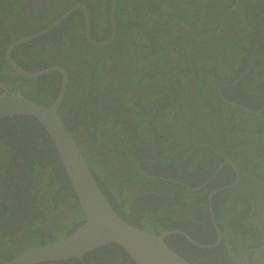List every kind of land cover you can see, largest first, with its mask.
<instances>
[{
    "label": "trees",
    "instance_id": "1",
    "mask_svg": "<svg viewBox=\"0 0 264 264\" xmlns=\"http://www.w3.org/2000/svg\"><path fill=\"white\" fill-rule=\"evenodd\" d=\"M248 3L249 10L247 5L237 6L234 0H229V5L228 1L223 3L220 10L225 8L226 4L229 6L224 18L217 8L216 12L200 9L176 10L174 17L183 20L184 26L192 31L191 37L195 39L185 50L189 53L191 59L189 61L184 57V52L179 51L184 50L182 45L171 42L170 36L179 31V27L175 25L170 30L169 24L159 28L156 32L158 35H153L149 39L133 37V48L127 52L132 56L129 60L133 61V58L142 56L141 62L146 63V68H151V74L139 75L143 79L142 85H147L146 78L149 76L151 83L161 80L158 96L150 92L149 100L147 102L142 100L144 103L142 112L148 120H131L129 113L119 115V120L103 119L99 93L120 91L115 89L119 77L114 79L113 88L107 80L111 75L108 68L101 69L90 62L91 56L99 54L100 46L91 45L87 41L83 22L68 29L69 23H72L70 16L48 34L16 48L28 46L42 51H45L44 46L51 48L47 49L49 51L47 55L40 53L39 62L43 61V64H46V61H49L46 67L54 65L63 67L67 71L69 88L72 85V76L76 72L69 66L68 61L75 59L78 63L81 79L77 78L74 81V84H78L82 89L78 91V95L94 100L86 102L89 104L96 102L97 107L89 114L82 113L86 120H77L76 124L68 120L62 121L75 139L100 189L127 223L155 235L167 230L181 229L195 237L197 227L204 226L207 229L211 224L209 211L207 213V197L221 188L234 184L236 179L232 166L225 164L207 186L199 191H190L193 196L205 194L201 202L202 215H198L196 210L192 209L191 203L180 198L177 191L170 189L169 193L159 185L151 187L142 199H134L129 195V200L139 204V211L136 213L132 207L122 213L108 194L107 188L113 190L118 188L121 182L128 180L135 183L137 178L135 176H139L137 160H148L153 157L160 161L162 156L167 159L175 158L177 175L184 170L196 173L197 180L194 184L187 183L192 188L202 186L226 160H232L237 165L241 176L240 183L233 188L219 191L212 200L216 222L222 236L220 245L201 253L179 234H171L165 238L167 245L190 264L198 263L190 258L189 251L202 255L203 259L205 254L230 252L226 237L228 231L234 229L239 231L234 235L238 242L233 244V247L241 255V261L243 262V254L247 250L255 249L248 255L249 264H256L253 258L257 256L263 257L264 263V250H256L264 246V242L256 240L259 233L264 232V220L262 226L260 225L264 218V149L258 148L256 138L264 141V133H260L264 131V120L253 121L259 115L241 109L257 112L261 110V102L264 101V0H248ZM9 4L15 2L0 0L2 7ZM164 5L166 9H170L168 0H164ZM145 6L144 3H138L136 11L142 13ZM64 7L62 0H53L51 5L43 4L42 11L31 8L30 13L22 9L17 13L16 7L11 6L5 10L10 11L7 14L9 21L6 25L11 27L18 21L25 22V19H28L26 30H21L14 40L17 42L48 27L51 22L45 27L42 24L44 20L49 17L55 19ZM31 16L37 18L35 23L30 20ZM214 19L218 23H215ZM42 20L43 22H40ZM91 23L94 24L93 20ZM0 26L3 28L1 22ZM22 27L17 26L16 29ZM6 30L12 31L13 27ZM77 31L81 34L78 35ZM211 34L217 40L206 45L205 40L211 38ZM61 35L64 39L63 44H72V49L67 52L63 44L57 43ZM104 39L107 38H94L97 42ZM141 39L151 42L143 48ZM48 43L51 45H47ZM173 50H177L178 58L168 54ZM120 51L121 48L116 47L110 53L118 54ZM198 57L202 59L199 60ZM193 60L199 61L202 66H193ZM17 62L22 65V61ZM122 67L124 65L117 67L116 73L119 74ZM1 73L10 75L13 72L9 67H5ZM125 78L128 81L132 80L130 73ZM42 79L44 80V77ZM60 84L61 82L58 83V89ZM222 85L225 87H221ZM123 95L129 97L127 92ZM104 97L108 98L106 95ZM112 98V95L108 98L109 103ZM157 99L160 100L159 104ZM65 103L66 99L63 100V106ZM62 110L63 107L59 109ZM131 112L133 113V108ZM161 120H190L194 121V126L179 122L176 126L175 123L169 128L165 126L162 131L159 129ZM242 120L245 121L241 123ZM12 121L22 125L21 132L16 133L8 128ZM164 123L166 125V122ZM26 125L28 129L24 128ZM139 126L141 132H144L143 135L138 133ZM0 127L3 128L0 133V146L4 148L0 151V264H8L29 248L68 236L83 223L85 216L56 146L39 121L26 116L4 118L0 119ZM78 129H83L84 134H77L75 131ZM102 129H107L110 133L107 142L102 140ZM182 137L187 141L201 139L202 143L186 152L182 149L184 148ZM134 145L139 146L135 149ZM153 146L156 148L153 149ZM111 149V157L108 158ZM96 151L102 154L103 151L106 152L107 155L103 156L107 158L109 167L114 169L111 171L112 175L115 173V176H112L114 181H102V175L96 170L99 164L90 160V154H96ZM157 151L163 155L160 156ZM115 161L121 164L118 169ZM122 164H126L133 171L129 174V168L128 172L123 170ZM145 165L141 163L142 168ZM180 188L189 191L187 188L181 186ZM155 202H162L159 211H153L151 208ZM188 208L192 217L181 219L180 213H185ZM259 209L262 210L261 213ZM222 211L229 214L223 224L220 218ZM148 215H156L158 219L147 222L141 217ZM165 217L162 224L156 225ZM177 226L179 228H175ZM213 240L216 242L217 234L209 241ZM244 240L247 241L243 243ZM38 264L135 263L119 246L110 245L86 254L83 260L75 258Z\"/></svg>",
    "mask_w": 264,
    "mask_h": 264
},
{
    "label": "flooded vegetation",
    "instance_id": "2",
    "mask_svg": "<svg viewBox=\"0 0 264 264\" xmlns=\"http://www.w3.org/2000/svg\"><path fill=\"white\" fill-rule=\"evenodd\" d=\"M145 2H137L136 0H62V2L65 4V7L62 8L61 13L59 16L55 17V19L49 17L48 19H45L40 22H43L42 24L45 25L50 23L51 24L44 28L43 30L34 33L39 34L44 31L43 35L48 34L49 32L53 31L60 23L65 21L67 18L72 16L69 23V28L77 27L80 25V23L83 22V27H85V37L87 41L91 45L100 46L99 54L96 56H91L90 62L93 64L98 65L99 68L104 69L105 67L108 68L109 73L111 74L110 77L107 78V80L110 81L109 85H112L114 79L116 77H119V83L115 85V89L120 90H112L111 92H105L99 93L100 95V101L99 103L103 108V119L105 120H119V115H122L123 113H129L131 120H148V117L142 112V108L144 107V102H147L150 97V92H153L158 96V90L160 87L161 80H156L153 83L150 82V77L146 78L147 85H142V80L139 75H144V73L151 74V68H146L144 62H141V58L136 57L133 58V61H130L129 59L132 57L131 54L127 53L130 48H133V37H144V38H151L153 35H158L156 32L159 30V28H163V26L168 25L169 30L173 25L179 27L178 33L174 34L173 36H170L171 42L176 44H181L184 50H179L181 52H184V57H187V61L191 60L189 53H186L185 50L189 48V44L194 43L195 39L191 37L192 31L190 29H186L184 26L183 20L176 19L174 17V13L176 10H182V11H189V9H197V10H203V11H209L216 12V8L219 9L223 3L229 0H168V4L170 6V9H166V6L164 5V0H144ZM12 2H15V4H9L4 7L0 5V22L3 28L0 26V97H6V96H19L22 98H25L26 100H29L31 102H34L37 105L43 106L45 108L51 107L59 97V94L61 92L62 86H63V80L65 79L64 73L59 71H51L47 72L48 69L51 67H46V65L49 64V61H46V64H43L42 62H39L40 53L47 55L49 51L47 49H51L47 46H44L45 51L37 50V49H31L28 46H23L21 48L16 49L17 47L21 46L24 43L23 42L15 46L12 51L9 52V48L19 42H15L17 34L21 32V30H26V22L28 19H25V22L18 21V23H14L13 26L7 27L8 20V13L10 11H5L8 9V7H16V12L19 13V10L22 9L24 11L31 12V8H36V11H42L43 4L44 5H51L53 3V0H12ZM24 2V3H22ZM235 4L237 6L247 5L248 10L250 9L248 0H234ZM138 3H144L145 11L142 13L137 12V6ZM211 7V9H210ZM28 8V10H27ZM77 8V9H76ZM229 6L219 9L222 17H226L227 10ZM14 9V10H15ZM7 16V17H4ZM66 16V17H65ZM36 17L31 16V21L35 23ZM91 20H93L94 24L92 25ZM215 20V19H214ZM3 22V23H2ZM215 23H218L215 20ZM43 25V26H44ZM17 26H23L20 29H16ZM13 30H6V28H12ZM36 28V27H35ZM29 30H32L28 28ZM27 29V30H28ZM28 32V31H27ZM58 31L55 33L57 34ZM78 35L81 34L80 31L76 32ZM34 34H30L28 36H25L23 38L32 36ZM183 34V37L181 35ZM41 35V36H43ZM39 36V37H41ZM210 37L205 40V44L209 45L212 44L217 40L215 36L212 34ZM39 37H35L34 39H37ZM100 37L101 39H104L103 41H95L94 38ZM22 40V38H21ZM30 40V41H32ZM69 43V40L66 39ZM142 40V46L143 48H146V44H149L151 40ZM95 44H94V42ZM64 39L62 38V35L58 38L57 43L63 44ZM118 42V43H117ZM98 44V45H97ZM47 45H51L48 43ZM65 48V51L72 49V44H63ZM128 45V46H126ZM188 46V47H187ZM198 46V45H197ZM116 47H120L121 51L118 54L110 53L112 50ZM187 47V48H186ZM199 48V46H198ZM16 49V51H15ZM127 49V50H125ZM63 51V49H61ZM53 53V52H52ZM54 54V53H53ZM170 56L173 58H178L177 56V50H173L171 52H168ZM10 55L9 59H7V56ZM57 56V54H54ZM199 60L202 59V57H198ZM17 60L22 61V65L17 62ZM12 61L16 66L19 68L16 70L10 65V62ZM7 66H5V63ZM193 66L195 67H201V63L199 61L193 60ZM68 64L71 68L74 69L76 72L72 76V85L69 88L68 87V76L67 71H64L66 74V82L67 86L65 88L64 96L62 99V102L59 106V109L63 107L62 112L59 113V117L61 120H68L74 124L78 123L77 120H86V116L82 115L83 112L91 113L93 112L97 105L96 102L93 104H89L86 101H94L90 98L86 99L83 98L81 95H78V91L82 90L81 87H78V84H74V81L79 78L81 79V69L76 62L75 59H70L68 61ZM124 65V67L120 68L119 74L116 73L117 67ZM55 67L62 68L63 67L59 65H54ZM5 67H9L10 70L13 72L10 75H6L1 73L2 70ZM21 72V73H20ZM40 73V74H39ZM128 73H130L132 80H126L125 77H127ZM30 74H35V76H29ZM38 74V75H36ZM44 77V80L42 79ZM22 78V79H21ZM105 78V77H103ZM5 80V81H4ZM192 82L193 80L190 79ZM57 82V89L54 90V87ZM60 87L58 89V83H60ZM24 84V86L22 85ZM108 84V83H106ZM103 84V85H106ZM221 87H225V85H222ZM220 91V88L218 89V92ZM127 92L129 94V97H125L123 94ZM108 96V98L112 95L113 98L110 99V103L108 101V98L105 99L104 96ZM220 96L222 97L221 93ZM66 99V103L63 106V100ZM143 100V101H142ZM160 103V100L157 99V104ZM156 104V103H152ZM261 110L257 112H252L246 108H241L243 111H248L254 114H258V117H255L253 121H262L264 120V101L261 102ZM215 107V106H214ZM133 108V113L131 112V109ZM243 113V112H242ZM62 117H61V115ZM123 116V115H122ZM257 116V115H256ZM19 116H14L12 118H16ZM30 117V116H26ZM35 118V117H31ZM4 119V118H2ZM35 120H37L35 118ZM162 122L159 125V129L163 131V128L167 126L168 128L173 125L176 126L179 122H185L188 125L194 126V121L190 120H161ZM245 120H242L244 122ZM252 121V122H253ZM166 122V125L165 123ZM64 123V122H63ZM65 124V123H64ZM22 125H18L16 122L12 121L11 124H9V127L14 132L18 133L21 132ZM25 129H28V126H24ZM3 131V128L0 127V133ZM77 134H84L83 129H78L75 131ZM138 133L141 135L144 134V132H141L140 126L138 129ZM260 133H264V131H261ZM102 140L103 142H107V139L110 135L109 131L107 129H102ZM150 134H152L151 128H150ZM257 138V145L258 148L264 149V141L258 137ZM145 140V139H144ZM133 141V136H132ZM181 142L183 144L182 149H185L184 151L190 152L191 149L196 147L197 145H201L202 140H192L187 141L184 137H182ZM139 145H134V148L137 149ZM180 147V146H178ZM156 147L153 146V149ZM1 149L4 150L2 146H0ZM111 151L110 154H108V158L111 157ZM158 152V151H157ZM159 153V152H158ZM193 153H196L193 151ZM160 156H162V153H159ZM103 155H107L105 151H103V154L100 151H96L95 153L90 154V160L95 161L99 164V166L96 168L97 172L102 175V181L103 182H112L113 177L115 176V173L112 175L111 171L114 170L109 167L108 162L106 161L107 158H105ZM194 155V154H193ZM159 159V158H158ZM177 160L175 158H160V161L157 159H153V157L148 158V160L145 159H139L136 162V167L139 171V176H135L136 182L133 183L131 181L127 182H121V185H119L118 188H113V190L108 189L109 195L112 197L113 202L115 203L116 207L123 213L125 210L132 209L136 213L139 211V204L137 205L136 202L129 200L128 196L132 195L135 199H142L147 191L151 187L161 186L165 190H168L170 193L171 190H175L178 192L180 198H182L185 202L191 203L192 209H195L196 213L198 215L203 214V210L201 207V202L204 199L205 194L193 196L190 191L192 187L187 185L194 184V182L197 180L196 173H192L190 171H182L177 175L175 173L176 165L175 162ZM232 160H226L223 165L230 164L228 163ZM116 163V169H118L121 164L118 161H115ZM142 164H146L143 168L141 166ZM235 164V163H234ZM220 165V166H221ZM235 172V185H238L241 180L240 171L235 164L233 166L230 164ZM123 170L127 171L129 168V174L133 171L130 167L126 166V164H122ZM217 168L215 174L220 171L219 168ZM222 167V168H223ZM221 168V169H222ZM115 169V170H116ZM239 171V176L237 172ZM128 172V171H127ZM217 173V174H218ZM207 174V173H206ZM209 174V173H208ZM212 175L204 184L207 186L213 179L216 178V175ZM246 181V180H245ZM124 183V184H123ZM123 184V185H122ZM203 184V185H204ZM111 185V183L109 184ZM126 188H125V186ZM230 185V186H232ZM187 188L189 191L186 192V190H183L182 188ZM233 186V187H234ZM229 187V188H233ZM225 188V187H224ZM227 188V189H229ZM106 189V191H107ZM222 189V188H221ZM220 191H223V189ZM183 190V191H181ZM201 190V189H200ZM199 191V190H196ZM218 191V190H217ZM215 191L211 193L208 197V205H207V213L209 211V218L211 221L210 226L205 229L204 226H199L195 230V237L190 236L188 233L181 229H172L170 231H177L179 235L183 236L189 243L190 246L197 248L200 250L199 252L203 253V250H211L217 246L220 245L222 241L221 231L219 228V225L216 222L213 206H210V200L211 196L217 194L218 192ZM116 199V200H115ZM213 200V198H212ZM211 200V201H212ZM223 203V202H222ZM162 205L161 203H152V210L153 211H159L160 207ZM261 210V209H259ZM190 208L187 209L185 213H180L181 219H190L192 217V214L189 212ZM262 210L259 212L261 213ZM229 214L222 211L220 213L221 223L223 224L225 220L228 218ZM144 220L147 222L153 221L155 219H158L156 215H148V216H141ZM258 218V217H257ZM166 219H161L158 224H162V222ZM184 220H181L182 222H185ZM264 218H262V221H260V225L262 226ZM246 227H249L245 225ZM179 228V226L175 227ZM71 229H69L70 231ZM168 231V230H167ZM221 236L220 242L219 240V234ZM239 231L238 229H234L232 231H228V237H226L227 245L230 249V252H225L223 254L220 253H209L205 254L204 259L202 255H198L193 251H189L190 258L197 262L198 264H249L248 255L253 250H247L245 254H243V262L241 261L242 257L240 254L237 253L236 249L233 247V244L238 242L237 238H235V233ZM166 232V231H165ZM181 232V233H180ZM199 232V233H198ZM164 233V232H163ZM182 233H186V236ZM177 234V233H176ZM217 234V240L216 242L209 241L214 239ZM229 234L231 236H229ZM193 238V239H192ZM260 242H264V232L259 233L257 236ZM247 240H244L246 242ZM214 242V243H213ZM204 243H210V244H204ZM228 250V249H227ZM203 259V261H202ZM256 264H264L263 263V257L257 256L253 258Z\"/></svg>",
    "mask_w": 264,
    "mask_h": 264
},
{
    "label": "water",
    "instance_id": "3",
    "mask_svg": "<svg viewBox=\"0 0 264 264\" xmlns=\"http://www.w3.org/2000/svg\"><path fill=\"white\" fill-rule=\"evenodd\" d=\"M45 32L23 38L13 44L9 48V52L18 44L30 41ZM9 56H7V59L10 58ZM10 65L19 71V68L12 61ZM51 71L62 72L65 76L59 97L51 107L45 108L19 96L0 97V119L14 116H30L35 117L39 121L56 146L85 219L68 236L42 246L29 248L18 254L8 264H38L75 258L83 260L86 254L110 245L119 246L135 264H190L165 242V238L168 235L178 234L177 231H166L160 235H155L137 228L127 223L109 203L95 180L75 139L59 117V106L67 86V77L64 72L66 70L53 66L46 73ZM29 76H35V74H30ZM228 163L235 166L233 161ZM222 167L223 165L220 166L218 171ZM237 174L239 176V171ZM205 185L192 188L191 190H200ZM234 185L222 189L225 190ZM212 198L213 195L211 200ZM211 200L210 206L212 207ZM182 234L186 236V233ZM218 234V242H220L219 231ZM256 250H264V246Z\"/></svg>",
    "mask_w": 264,
    "mask_h": 264
},
{
    "label": "bare ground",
    "instance_id": "4",
    "mask_svg": "<svg viewBox=\"0 0 264 264\" xmlns=\"http://www.w3.org/2000/svg\"><path fill=\"white\" fill-rule=\"evenodd\" d=\"M193 239V238H192Z\"/></svg>",
    "mask_w": 264,
    "mask_h": 264
}]
</instances>
